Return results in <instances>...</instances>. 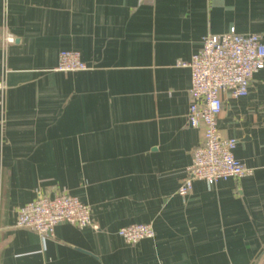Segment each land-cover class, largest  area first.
Masks as SVG:
<instances>
[{
  "label": "crops",
  "instance_id": "crops-1",
  "mask_svg": "<svg viewBox=\"0 0 264 264\" xmlns=\"http://www.w3.org/2000/svg\"><path fill=\"white\" fill-rule=\"evenodd\" d=\"M233 26L264 37V0H0V264H264V68L219 116L253 173L179 192L204 138L181 62ZM63 49L89 68L58 69ZM40 191L78 196L98 227L17 226ZM136 222L155 236L118 233Z\"/></svg>",
  "mask_w": 264,
  "mask_h": 264
},
{
  "label": "built area",
  "instance_id": "built-area-1",
  "mask_svg": "<svg viewBox=\"0 0 264 264\" xmlns=\"http://www.w3.org/2000/svg\"><path fill=\"white\" fill-rule=\"evenodd\" d=\"M6 41H14L12 33ZM191 68V105L188 120L192 126L204 127L203 141L196 146L187 174L179 192L188 194L195 179L214 184L221 179L251 174L254 168L236 157V137L223 136L219 116L223 110L222 92L234 97L247 95L257 71L264 68V37L257 32L240 33L233 26L223 33H208L202 46L191 59L181 62ZM60 70L89 68L80 50L63 49L57 66ZM7 90L5 77L0 78V98ZM68 221L80 227L93 225L92 206L78 196L61 191L50 196L40 191L36 198L21 206L16 225L37 231L44 238L51 237L60 222ZM118 233L128 242H138L156 234L152 223L136 222L119 228Z\"/></svg>",
  "mask_w": 264,
  "mask_h": 264
}]
</instances>
